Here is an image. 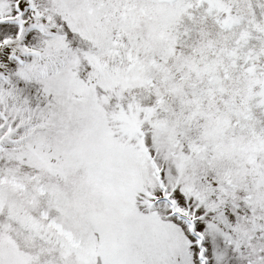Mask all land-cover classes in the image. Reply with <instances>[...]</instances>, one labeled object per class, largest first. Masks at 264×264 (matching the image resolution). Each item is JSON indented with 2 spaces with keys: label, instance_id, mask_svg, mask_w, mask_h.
Segmentation results:
<instances>
[{
  "label": "snow or ice",
  "instance_id": "6c2138e0",
  "mask_svg": "<svg viewBox=\"0 0 264 264\" xmlns=\"http://www.w3.org/2000/svg\"><path fill=\"white\" fill-rule=\"evenodd\" d=\"M0 264H264V0H0Z\"/></svg>",
  "mask_w": 264,
  "mask_h": 264
}]
</instances>
